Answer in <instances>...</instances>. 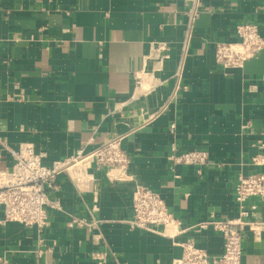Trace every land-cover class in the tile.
I'll list each match as a JSON object with an SVG mask.
<instances>
[{
    "label": "crops",
    "instance_id": "1",
    "mask_svg": "<svg viewBox=\"0 0 264 264\" xmlns=\"http://www.w3.org/2000/svg\"><path fill=\"white\" fill-rule=\"evenodd\" d=\"M245 23L264 38V0H0V173L25 145L51 167L121 137L132 161L127 182L96 168L86 182L59 176L43 229L4 224L0 208L3 264H97L94 252L105 264H173L185 242L220 256L222 235L195 227L237 217L240 177L264 171L253 163L264 154V47L235 69L215 56ZM161 42L168 57H150ZM172 144L206 150L209 163L172 164ZM137 185L164 197L181 234L131 226ZM247 206L264 223V200ZM77 218L97 228L69 227ZM242 264H264V230L246 233Z\"/></svg>",
    "mask_w": 264,
    "mask_h": 264
},
{
    "label": "built area",
    "instance_id": "2",
    "mask_svg": "<svg viewBox=\"0 0 264 264\" xmlns=\"http://www.w3.org/2000/svg\"><path fill=\"white\" fill-rule=\"evenodd\" d=\"M191 19H195L198 9L190 11ZM239 41L236 43H217L216 61L225 69L242 67L264 47V38L257 25L245 23L236 27ZM187 35V41L190 39ZM150 57H168L165 52L168 45L164 42L151 46ZM180 75V72H179ZM138 86L144 88L143 81ZM149 85V84H148ZM149 87L145 92H150ZM175 129V125L171 126ZM14 159L10 173H0V208L4 211L3 223H17L28 228L43 229L49 224V208H58L59 204L50 197V190L59 176H68L73 182H86L93 169H105L113 182L131 180L129 169L131 158L122 148V138L118 137L108 144L86 153L80 149L77 153L51 167L43 164V156L35 152L31 145H25L11 152ZM169 160L174 165L203 167L209 163L210 156L206 150L179 151L175 144L171 145ZM254 165L264 166V154L253 159ZM235 201L239 208L237 217L221 221L200 223L196 231L212 229L222 235L224 250L220 256H210L193 242L180 244L182 255L173 264H242L243 241L248 231L259 234L264 230L263 222L248 221L255 207L247 206L250 200H264V171L249 176H241L235 189ZM133 219L130 224L152 233H161L175 237L182 233L181 221L169 210L164 197L150 189L137 185L132 195ZM86 225L91 230L97 228L96 222L72 219L69 227ZM97 264H105L107 256L100 252L92 254ZM5 262L0 258V264Z\"/></svg>",
    "mask_w": 264,
    "mask_h": 264
}]
</instances>
